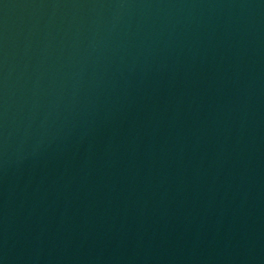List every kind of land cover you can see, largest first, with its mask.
<instances>
[{
	"label": "water",
	"instance_id": "95a60500",
	"mask_svg": "<svg viewBox=\"0 0 264 264\" xmlns=\"http://www.w3.org/2000/svg\"><path fill=\"white\" fill-rule=\"evenodd\" d=\"M0 183L123 264H264V0H0Z\"/></svg>",
	"mask_w": 264,
	"mask_h": 264
}]
</instances>
